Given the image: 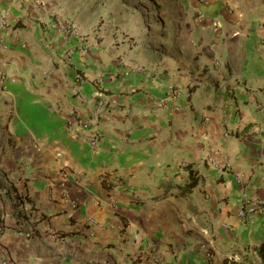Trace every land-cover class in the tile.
Here are the masks:
<instances>
[{
    "label": "crops",
    "instance_id": "crops-1",
    "mask_svg": "<svg viewBox=\"0 0 264 264\" xmlns=\"http://www.w3.org/2000/svg\"><path fill=\"white\" fill-rule=\"evenodd\" d=\"M80 4L0 0L2 261L264 264V0Z\"/></svg>",
    "mask_w": 264,
    "mask_h": 264
},
{
    "label": "built area",
    "instance_id": "built-area-1",
    "mask_svg": "<svg viewBox=\"0 0 264 264\" xmlns=\"http://www.w3.org/2000/svg\"><path fill=\"white\" fill-rule=\"evenodd\" d=\"M60 32L64 35V36H76L77 35V31L73 28V27H69V26H63L61 29H60ZM85 48L86 47H84V49H83V51H85ZM84 127H86V126H84ZM97 139H98V136H97V134H95V133H92V135H91V142H90V144H91V146H95V144H96V142H97ZM34 143L36 144V145H41V141L39 140V139H35L34 140ZM206 163L208 164V165H210V166H212V167H214V168H216L217 167V164L215 163V161L213 160V159H206ZM60 175V180H59V187H60V192H61V195H65V193H66V188H65V182H66V178H67V173L65 172V170H62V171H60V173H59ZM251 202H255V200L253 199V201L251 200V199H249L248 201H247V199H240L239 201H238V206H239V208L237 209V216L240 218V219H242V218H244V214H245V212L246 211H249V212H253V211H258V212H264L263 211V209H261L258 205H256V207L255 208H250V207H248V208H245L246 206L244 205V204H249V203H251ZM87 224L91 227V228H99L98 226V223L94 220V219H91V218H88L87 219ZM34 232V230L33 229H30L29 230V234H27V235H31L32 233ZM59 236L57 235V234H53L52 235V238H54V239H57ZM0 264H7L5 261H2Z\"/></svg>",
    "mask_w": 264,
    "mask_h": 264
},
{
    "label": "rangeland",
    "instance_id": "rangeland-1",
    "mask_svg": "<svg viewBox=\"0 0 264 264\" xmlns=\"http://www.w3.org/2000/svg\"><path fill=\"white\" fill-rule=\"evenodd\" d=\"M59 1L63 2V5L65 6V8L67 7L66 16H68V18H70L71 15H73L71 13V11H73L74 13L78 12L80 10V8H81V4L80 3H83V5L85 6V9L83 10L82 13H80V15H82V17H80V18H83V20H85V18L88 16V14H90L92 9H94L99 3H100V5L103 4V3L107 4V2L111 1L113 4H118V3L120 4V2L123 3L125 0H95L94 2H93V0H83V1L82 0H59ZM74 21H75L74 19L70 20V25H73ZM0 247H1V245H0ZM2 260H3V258L0 257V262ZM4 261L7 264L10 263L7 259H4Z\"/></svg>",
    "mask_w": 264,
    "mask_h": 264
},
{
    "label": "trees",
    "instance_id": "trees-1",
    "mask_svg": "<svg viewBox=\"0 0 264 264\" xmlns=\"http://www.w3.org/2000/svg\"><path fill=\"white\" fill-rule=\"evenodd\" d=\"M197 179H194L192 176L190 177V181H189V187L191 188L192 186H194V182H196ZM257 256L260 258L261 262L264 263V240L261 241L256 248L254 249ZM225 264H239L238 262L233 261L232 259L225 260ZM242 264V263H240Z\"/></svg>",
    "mask_w": 264,
    "mask_h": 264
}]
</instances>
